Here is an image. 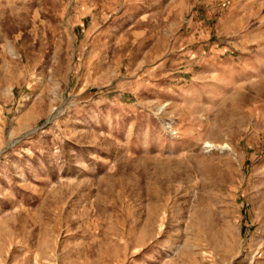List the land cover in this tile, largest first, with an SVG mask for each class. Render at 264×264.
Here are the masks:
<instances>
[{
    "label": "rangeland",
    "instance_id": "rangeland-1",
    "mask_svg": "<svg viewBox=\"0 0 264 264\" xmlns=\"http://www.w3.org/2000/svg\"><path fill=\"white\" fill-rule=\"evenodd\" d=\"M0 264H264V0H0Z\"/></svg>",
    "mask_w": 264,
    "mask_h": 264
}]
</instances>
